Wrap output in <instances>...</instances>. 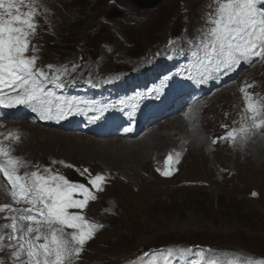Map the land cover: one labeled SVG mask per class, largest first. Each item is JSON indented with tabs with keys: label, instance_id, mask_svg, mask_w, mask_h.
I'll use <instances>...</instances> for the list:
<instances>
[{
	"label": "rangeland",
	"instance_id": "rangeland-1",
	"mask_svg": "<svg viewBox=\"0 0 264 264\" xmlns=\"http://www.w3.org/2000/svg\"><path fill=\"white\" fill-rule=\"evenodd\" d=\"M40 2L44 10L42 32L47 34L40 31L34 43L41 62H61L70 54L78 58V63L90 62L103 75L130 70L141 57H154L169 38L188 30L191 21L200 17L211 0H164L153 9H139L127 0ZM112 9L119 10L121 18L108 19ZM63 42L72 44L63 46ZM89 51L98 58L91 60ZM135 52L140 57L129 58L128 54ZM241 79L257 82L259 98L255 103L264 105V64L248 70ZM241 86L242 82H238L207 98L208 102L204 101L190 120L187 115L165 122L139 139H122L136 147H148L145 154L133 160L119 157L115 162H107L97 154L100 145L117 139L94 140L20 123L23 131L20 130L30 140L15 147L19 156L32 165H54L52 171L64 176L67 170L87 169L93 176L100 174L106 178L98 200L85 212L104 228L77 264H128L138 255L143 262L160 261L164 257L145 254L169 249L181 252L199 245L232 249L240 256L264 257V167L260 176H255L249 168L257 166L248 167L247 158L241 157L250 150L261 154L264 130L258 135ZM178 121H188L179 134L170 131ZM239 123L242 131H248L247 142L231 147L232 139L220 140L229 131H238ZM44 132L56 138L41 136ZM155 135L156 139L150 140ZM197 138L200 143L192 149L190 141ZM81 139L91 140L94 147H78ZM177 150L187 155L183 163L172 167L174 175L168 179L161 171L166 170L167 156L173 157ZM260 162L264 163V159ZM22 228L25 230L26 226ZM2 232L4 260L10 264L23 262L22 253L19 259L14 257L20 251L17 233L11 228Z\"/></svg>",
	"mask_w": 264,
	"mask_h": 264
},
{
	"label": "snow or ice",
	"instance_id": "snow-or-ice-1",
	"mask_svg": "<svg viewBox=\"0 0 264 264\" xmlns=\"http://www.w3.org/2000/svg\"><path fill=\"white\" fill-rule=\"evenodd\" d=\"M23 5L25 0H0V106L14 108L23 105L31 108L41 119H67L74 111H79V106L67 101L54 103L53 94L46 91L47 75L34 70V57L29 59L25 56L29 48L28 36L36 24L33 22L35 9L24 12L21 10ZM211 23L213 27L206 35L204 52L207 62L215 65L213 71L232 70L242 62L251 63L255 58L264 60V0H217ZM5 87L17 94L6 100ZM245 103L254 127H264V105L252 102L251 95L246 92ZM96 111L99 114L92 115L93 122L102 118L104 109ZM237 135V130H232L222 139L234 141ZM0 157L4 158L0 160V173L11 185L14 201H23L31 206L22 212L36 213L20 215L21 222L29 223L26 231L22 226L18 228L16 218H12L13 231L23 233L18 237L20 251L14 253V257L19 259L21 253H25L27 259L22 264H73L87 241L103 226L86 220L81 213H70L68 210H83L96 196L84 184L72 183L62 174H51V170H46L50 173L47 176L38 172L20 175L19 169L26 167L25 163L12 157L2 145ZM172 162L173 157L169 154L164 162L166 170L161 171V175H171L169 169ZM105 179L97 174L89 176L88 183L99 192L103 190ZM74 193H79L83 199H74ZM44 225L47 231H42ZM65 229L72 231L66 232ZM12 238L17 237H9ZM41 240L43 243H38ZM145 255L167 257L161 261L150 259L149 264H176L180 256L185 257V264H264V261L248 260L238 254L225 256L205 250H181L176 253L169 249Z\"/></svg>",
	"mask_w": 264,
	"mask_h": 264
},
{
	"label": "bare ground",
	"instance_id": "bare-ground-1",
	"mask_svg": "<svg viewBox=\"0 0 264 264\" xmlns=\"http://www.w3.org/2000/svg\"><path fill=\"white\" fill-rule=\"evenodd\" d=\"M188 118L190 120L193 117L192 116H189ZM187 122H185V123L182 124V121H178L175 126H172V128L170 129V131L171 132L172 131H176L178 134L180 132H183L185 130L184 129L185 126L186 125L188 126V123ZM25 134H27V133H25ZM28 134H29V132H28ZM35 135L36 136H39L38 134H35ZM43 135L51 136V138H54V139L56 138L54 135H52L50 133H46V132H44V134H42L41 136H43ZM151 135H153V134H151ZM185 135H186V133H185ZM185 135L183 134V136H185ZM60 136H62L63 138L65 137L63 134H61ZM155 137H156V135L152 139H150V140H155L156 139ZM199 139L200 138H197V140L190 141V144L189 145H191V148L192 149L195 148V146L198 143H200ZM25 140H27V137L25 138ZM31 140L33 141V139H31ZM80 141L82 143H79V146L77 145L78 147H89L90 149L94 147L93 145H91V140H89V141L88 140L83 141L81 139V140H79V142ZM193 145H195V146H193ZM100 146H101V148H98L97 149V154L101 157V159H104L107 162L108 161H111V159H113V162H115L118 159H120L119 157H126V158H130V159L133 160V159L137 158L138 156H141V155L145 154V150H147V148H148L147 146H139V147H136V144L135 143H130V142H127V141H122V139H117L116 141L114 140L112 143H110V142L103 143ZM258 153H259V151L258 152H254V150L253 151L250 150L249 152H246L245 154H242V155L240 154L241 157H244L245 160L247 158L248 167L257 166L256 168H249L251 170L252 174L255 175V176H260V171L262 170L261 168L264 167V163L263 162H260L262 159H264V149L262 150L261 154L258 155ZM0 197H1V195H0ZM0 201H2L1 198H0ZM23 207H25L26 209L29 208L27 205L26 206H23ZM20 209H21V212H22V210H25V209L21 208V205H20ZM22 213L24 215H30L27 212H22ZM23 224H24V226H26V228L24 230V231H26L27 230V227L29 226V223L27 221H24ZM22 254H23V259H24V257H26V254L25 253H22ZM5 257H7V256H5ZM19 264H22V261L21 260L19 261Z\"/></svg>",
	"mask_w": 264,
	"mask_h": 264
},
{
	"label": "water",
	"instance_id": "water-1",
	"mask_svg": "<svg viewBox=\"0 0 264 264\" xmlns=\"http://www.w3.org/2000/svg\"><path fill=\"white\" fill-rule=\"evenodd\" d=\"M162 1L163 0H128L129 3L135 5L136 7L140 9L153 8ZM117 16H120V15H116V17Z\"/></svg>",
	"mask_w": 264,
	"mask_h": 264
}]
</instances>
